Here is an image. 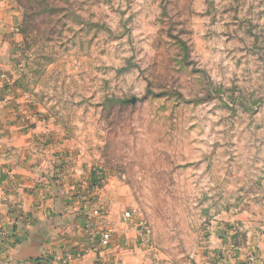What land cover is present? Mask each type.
Instances as JSON below:
<instances>
[{
  "label": "rangeland",
  "instance_id": "obj_1",
  "mask_svg": "<svg viewBox=\"0 0 264 264\" xmlns=\"http://www.w3.org/2000/svg\"><path fill=\"white\" fill-rule=\"evenodd\" d=\"M13 2L16 117L86 171L94 264L115 221L144 264H220L264 212V0Z\"/></svg>",
  "mask_w": 264,
  "mask_h": 264
},
{
  "label": "crops",
  "instance_id": "obj_2",
  "mask_svg": "<svg viewBox=\"0 0 264 264\" xmlns=\"http://www.w3.org/2000/svg\"><path fill=\"white\" fill-rule=\"evenodd\" d=\"M20 22L13 0H0V227L10 236L0 250V261L61 264L62 256L72 253V264H94L97 255L90 248L99 234L91 233V240L84 229L90 214L81 205L79 189L85 182L77 187L86 171L78 162L59 165L54 135L37 121L27 129L28 124L16 117L21 108L10 76L21 49ZM107 193L102 189L99 195ZM115 216L112 210L107 214L109 219ZM252 218L241 217L245 240L226 252L220 264H264V212ZM115 223L116 233L101 255L112 258L113 264H144L145 258L136 256L134 240L129 241L132 231Z\"/></svg>",
  "mask_w": 264,
  "mask_h": 264
},
{
  "label": "built area",
  "instance_id": "obj_3",
  "mask_svg": "<svg viewBox=\"0 0 264 264\" xmlns=\"http://www.w3.org/2000/svg\"><path fill=\"white\" fill-rule=\"evenodd\" d=\"M22 119H24L23 122H25V121H27L29 119V117L27 116V117L22 118ZM94 213L97 214L98 211L94 210ZM131 214H132V212L128 211V212L125 213V216L127 218H129V217H131ZM111 237H112V234L110 232L102 233V235L99 237V240H98L96 246L98 248H103V249L107 248L109 246V244H110ZM9 240H10V236H9L8 232H6L2 227H0V250H1V248H2V246L4 244L9 242ZM74 260H75L74 254L67 253V254H64V256H62L61 264H72V262ZM253 260H254L253 256L248 258L249 263L253 262ZM49 261H50L49 258H47L46 262H49ZM0 264H4V263L0 261ZM49 264H52V263L50 262Z\"/></svg>",
  "mask_w": 264,
  "mask_h": 264
}]
</instances>
